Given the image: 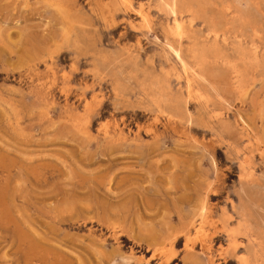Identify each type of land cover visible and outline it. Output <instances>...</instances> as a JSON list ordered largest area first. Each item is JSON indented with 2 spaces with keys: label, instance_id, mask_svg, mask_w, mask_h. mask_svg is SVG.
<instances>
[{
  "label": "rangeland",
  "instance_id": "obj_1",
  "mask_svg": "<svg viewBox=\"0 0 264 264\" xmlns=\"http://www.w3.org/2000/svg\"><path fill=\"white\" fill-rule=\"evenodd\" d=\"M263 262L264 0H0V264Z\"/></svg>",
  "mask_w": 264,
  "mask_h": 264
},
{
  "label": "bare ground",
  "instance_id": "obj_2",
  "mask_svg": "<svg viewBox=\"0 0 264 264\" xmlns=\"http://www.w3.org/2000/svg\"><path fill=\"white\" fill-rule=\"evenodd\" d=\"M176 1V0H175ZM235 11V10H234ZM172 13V12H171ZM143 15V14H142ZM175 17V16H174ZM179 18V17H178ZM179 21V20H178ZM178 21H176V26H175V28H176V30L178 31V34L179 33H181V32H179V30L181 29V24H180V22H178ZM187 54V53H186ZM203 58V57H202ZM203 61H204V58L202 59ZM201 61V60H200ZM207 61V60H206ZM205 61V62H206ZM199 64H200V62H199ZM204 64V63H203ZM236 69V68H235ZM238 71V70H237ZM240 71H242V70H240ZM238 75H243V74H240V72L238 73ZM197 77V76H196ZM199 77V76H198ZM239 77V76H238ZM244 77V76H243ZM242 78V77H241ZM192 79V78H191ZM201 79H203V78H200V80ZM244 79V78H243ZM190 80V79H189ZM193 80V79H192ZM201 81H203V80H201ZM240 81V80H239ZM241 81H242V79H241ZM193 82V81H192ZM191 83V82H190ZM207 83V82H206ZM238 84V83H237ZM236 84V85H237ZM239 85V84H238ZM195 86V85H194ZM229 86V85H228ZM234 86V85H233ZM191 87V86H190ZM233 88V87H232ZM238 88V87H237ZM234 89V88H233ZM194 91V90H193ZM196 93V92H195ZM201 93V92H200ZM203 94V93H202ZM206 95L208 96L209 94L208 93H206ZM205 97V96H204ZM206 98V97H205ZM204 98V99H205ZM209 98H211V97H209ZM199 99V98H198ZM203 99V98H202ZM201 100V99H200ZM207 101V100H206ZM219 115V114H218ZM220 119V118H219ZM206 196V195H205ZM208 197V196H207ZM227 198V197H226ZM240 198V197H239ZM234 202V201H233ZM232 205V204H231ZM237 206V205H236ZM261 207V206H260ZM202 209V208H201ZM231 209H232V206H231ZM240 212H241V215H244V213H243V210L241 209L240 210ZM221 214V213H220ZM224 214V213H223ZM230 214V213H229ZM228 215V214H227ZM235 215V214H234ZM201 216V215H200ZM225 217V216H224ZM207 218V217H206ZM210 219V218H209ZM225 219V218H224ZM233 220V219H232ZM193 221V220H192ZM237 221V220H236ZM240 221L241 222H243L244 221V217H241L240 218ZM189 222V221H188ZM187 222V223H188ZM190 222H191V220H190ZM208 222V221H207ZM195 223V222H194ZM201 223H202V221H201ZM219 223V222H218ZM221 223V222H220ZM240 223V222H239ZM261 223H263V222H261ZM189 225L188 226H191V224L190 223H188ZM196 224V223H195ZM200 224V223H199ZM213 224V223H212ZM226 224V223H225ZM234 224H236V222H234ZM227 225V224H226ZM239 225V224H238ZM244 225V224H243ZM186 226H187V224H186ZM185 226V227H186ZM200 226V225H199ZM231 226V225H230ZM237 226V225H236ZM241 226V225H240ZM247 226V225H246ZM200 228H201V226H200ZM228 228V227H227ZM236 228H239V227H236ZM186 229V228H185ZM183 230V229H182ZM243 230V229H242ZM250 230V229H249ZM187 231V230H186ZM228 231V230H227ZM240 231V230H239ZM233 232H234V230H233ZM235 232H237V231H235ZM242 232V231H241ZM239 233V236L241 235L240 234V232H238ZM260 233H261V231H260ZM247 234H248V232H247ZM233 235H235V234H233ZM228 236H230V235H228ZM246 236H248L249 237V235H246ZM231 238V237H230ZM176 239V238H175ZM236 239V238H235ZM245 239H247V237L245 238ZM230 240V239H229ZM233 240V239H232ZM243 240V239H242ZM254 245V244H253ZM232 246V245H231ZM234 248V247H233ZM239 249V248H238ZM241 254V253H240ZM248 261V260H247ZM250 263V262H249ZM258 263V262H257ZM264 263V262H263ZM262 264V263H261Z\"/></svg>",
  "mask_w": 264,
  "mask_h": 264
}]
</instances>
